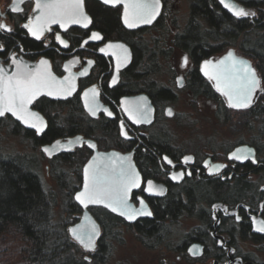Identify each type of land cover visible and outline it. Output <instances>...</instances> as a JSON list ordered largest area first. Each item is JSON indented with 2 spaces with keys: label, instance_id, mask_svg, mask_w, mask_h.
Wrapping results in <instances>:
<instances>
[{
  "label": "flooded vegetation",
  "instance_id": "1",
  "mask_svg": "<svg viewBox=\"0 0 264 264\" xmlns=\"http://www.w3.org/2000/svg\"><path fill=\"white\" fill-rule=\"evenodd\" d=\"M217 1L225 9L220 1ZM235 1L247 10L249 15L237 17L225 9L233 17L249 18L250 20L258 17V10L249 6L248 1ZM10 2L11 0H0V24L11 29V31L0 30V67H3L10 75L16 70L14 60L20 61L22 64L32 61L34 66L31 69L33 71L47 70L58 77L75 78V89L69 96L51 98L41 94L32 102L31 106L45 117L46 126L47 118L36 106L39 100L46 97L66 102L74 97L85 117L96 120L110 119L118 139L121 140L114 143L113 137L109 136L110 141H107V145L100 144L97 138L78 131L56 138L55 140L67 142V145L50 156L44 154L47 158L64 152L77 153L79 156L82 152L85 155L81 162L79 183L75 191L81 187L83 165L95 150L129 154L136 166L140 184V187L130 191L129 203L133 209L139 210L142 199L145 206L144 212L151 213V215L139 214L135 219L129 220L119 212H113L110 208L100 204H89L83 208L75 200L74 191L73 198L80 209L77 220L82 210L86 208L97 222L100 236L101 224L93 212V208L110 212L120 218L125 225L132 224L138 218L151 217L155 212L156 201L162 202V199L168 194L172 197L180 195L184 200L186 189H189V200L192 197L198 198L189 201V210L184 209L182 215H189V222L190 219H193L194 222L189 226V239L183 241L179 245L181 248H177V250H183L191 260L202 263L208 261V264H264V254H262L264 253V232L257 230L264 226V114L250 110L252 104L257 100H264V83L257 71L254 58L243 53L237 45H234L199 59L196 64L197 70L202 80L215 94L213 97L194 93L193 82L189 80V73L194 64L191 62V67L187 65L188 63L184 64L185 57H187V62L189 61L190 56L187 52L176 69L174 66L170 71L167 70L166 78H156V75L161 71L164 72L159 56L152 71L153 78L147 83L144 80H138L135 85H132L131 80L123 75V71L133 57L130 44L124 39L107 37L94 27L92 16L86 7V0H84V7L90 16L86 23L87 27L70 25L62 29L59 23L54 25L48 23L43 25L42 34L38 32L39 38L33 36L28 28L23 27L25 24H30L33 29H40V24L37 21L39 9L33 7V1L24 0L15 8L8 6ZM162 5L164 7V0H162ZM111 7L118 8L121 22V6ZM261 11L264 13V8ZM16 22L29 38L41 41L40 49H28L16 37L12 43H8L10 39H13L12 32ZM155 22L156 20L149 25L136 28L123 27L136 30L151 26ZM92 33H98L100 39H91ZM57 36L60 37V40L56 39ZM61 40L64 43H61ZM109 40H121L127 43L131 49L129 63L120 68L117 73L115 72L114 53L102 47ZM229 48H233L237 55L247 57L259 76L260 87L256 89L251 104L246 108L230 107L227 98L217 90L213 80L204 75L201 69V62L204 59H216ZM42 60L47 61L48 65L41 64ZM81 73L84 74L81 75ZM114 77L115 83H113ZM92 89H95V93L91 91ZM182 91H186L191 97L202 96L207 100H212L215 103V116L222 122H231L235 118L234 126H230V128L238 133L235 136L237 138L233 142L208 143L196 149L186 147L185 142L188 140L182 139L179 142L174 135V128L168 126L166 121L177 118L178 112L174 109V103L178 101L179 92ZM86 92L87 96H85ZM139 93H145L153 107L152 118L148 121H146L144 109H142V115L136 111L137 107L131 110L124 100L126 96ZM84 101L91 102L89 108H95V115L84 107ZM169 110H171V115H169ZM108 112H111L112 115L109 116ZM3 116L14 119L8 113ZM180 119L183 118L176 119L177 126L181 125ZM17 122L24 127L19 121ZM27 129L33 130L37 134L42 132H38L35 128ZM71 138H73L72 141H70ZM208 141L210 142V140ZM41 146L40 149L43 151ZM233 153L241 156L242 159H235L232 157ZM245 156L246 159L243 158ZM165 157L172 163L168 164ZM185 157L192 159L185 163ZM218 165H223V167L217 169ZM180 173L183 175H179ZM173 174H177L176 179L172 178ZM148 181H152L151 191L146 190L149 188ZM200 189L201 192H197L195 195L194 190ZM208 189L215 193L214 198L211 200L200 199L206 196ZM176 220L178 218L174 221ZM96 241L92 249H95ZM247 242L248 246H244L243 243Z\"/></svg>",
  "mask_w": 264,
  "mask_h": 264
},
{
  "label": "trees",
  "instance_id": "2",
  "mask_svg": "<svg viewBox=\"0 0 264 264\" xmlns=\"http://www.w3.org/2000/svg\"><path fill=\"white\" fill-rule=\"evenodd\" d=\"M239 1H248L249 6L258 10V17L254 20L235 18L217 0H188L186 22L174 33L172 41L187 52L194 62L189 80L193 82L195 94L209 97L215 95L197 70L199 59L234 45L254 58L264 83V13L261 11L264 0ZM86 7L94 27L107 37L124 39L130 44L133 57L123 71L124 77L131 80L132 85L138 80L149 82L153 78L154 64L166 51L162 47L164 41L159 42L158 38L150 40L144 35L151 29L162 27L166 0L156 22L136 30L123 27L117 7L104 5L98 0H86ZM12 35L13 39L8 43H12L16 37L28 49L37 50L42 47L41 41L29 38L23 28L18 26V22ZM36 106L47 118V126L40 134L22 127L9 116L0 117V137L4 129L18 135L29 147L24 152H17L6 150L0 144V264L101 263L108 256L109 240L117 238L115 227L123 223L122 220L104 209H92L101 224V234L95 249L91 250L92 254L87 258L85 252L88 250L75 241L68 231V226L77 220L80 211L73 193L79 183L80 166L85 155L82 152L80 156L64 152L46 158L40 146L78 131L97 138L100 144L107 145L110 137H113L114 143L121 140L110 119L85 117L74 97L66 102L44 97ZM250 110L264 114V100H257ZM43 159L52 169L51 175L57 184L55 188L50 187L43 178ZM72 161L75 162L74 182L66 176L63 168L64 164ZM201 189L194 190V194L197 195ZM214 196L215 193L208 189L206 196L200 199L211 200ZM196 198L189 200V189H186L184 200L180 195L172 197L168 194L162 202H155V212L151 217L138 218L126 226L134 231L137 239L146 247L165 243L170 249H180L179 243H171L170 224L182 216L184 209L189 210V201ZM188 239L189 232L184 234L180 242Z\"/></svg>",
  "mask_w": 264,
  "mask_h": 264
},
{
  "label": "snow or ice",
  "instance_id": "3",
  "mask_svg": "<svg viewBox=\"0 0 264 264\" xmlns=\"http://www.w3.org/2000/svg\"><path fill=\"white\" fill-rule=\"evenodd\" d=\"M15 2L16 0H14V4ZM104 2L115 4L121 3L122 0H104ZM221 3H224V0H221ZM225 6L228 7V5ZM36 7L41 10V15L37 17L40 29H33L30 27V24H25L23 27L28 28L29 32L37 38H39L38 32L42 34L44 24L59 23L63 27L68 22L80 23L81 21L88 20V17L83 12V0H37ZM159 8L160 0H126L124 2V22L130 28L135 27L137 22L151 23L158 14ZM233 8L234 15L237 17L249 15V12L243 8H235V6ZM84 26L87 27V24ZM0 30L11 31L4 24H0ZM56 39L60 40V37L57 36ZM91 39L97 40L100 39V36L98 33H92ZM60 42L64 43L62 40ZM107 47L112 48L113 45L109 44ZM101 51H104V49H101ZM229 60L231 63H226ZM13 63L16 65V70L10 75L3 67H0V116H3L6 112H10L25 123L33 119L38 120L39 117L36 113L29 110L28 105L32 103L33 99L42 89L50 88L53 84L57 83L55 77L47 70L33 71L20 61L14 60ZM40 63L46 65L47 61L42 60ZM210 63V61L204 62L205 65ZM184 64H187V57L184 58ZM83 74L81 73V75ZM205 75L216 81L217 90L227 97L230 107H248L252 102L253 93L260 87V80L255 70L247 61L234 58V54L231 51L224 60L219 62L215 75H210L207 71H205ZM59 83L66 85L63 90L71 94L74 85L70 83L68 78ZM113 83H115V77L113 78ZM91 91L95 93V89ZM49 94L51 95V92ZM87 95L88 93L86 92L85 96ZM94 99L95 97L93 96ZM90 111L93 115L96 114L95 108H90ZM136 111L143 115V111L139 107H137ZM108 115L110 116L112 113L108 112ZM169 115H171V110H169ZM31 127L37 128V131L43 130L42 128H38L36 123H32ZM91 146L95 147L94 145ZM45 151H48V149H45ZM232 157L237 160L242 159L236 153H233ZM243 158L246 159L247 157ZM164 159L168 164L172 163L167 157ZM191 159V157H185L184 162L187 163ZM205 164L207 165V162ZM220 167H223V165L216 166L217 169ZM179 175L182 176L183 173ZM172 178L176 179L177 174H173ZM84 179V190L76 196V199L81 204L87 206V203L107 202L106 206L110 207L113 212L120 209L119 214L126 216L129 220L135 219L139 214L151 215L150 212H144L145 206L142 199L140 200L141 208L139 210L132 209L129 203L130 191L133 188L140 187L139 176L131 165L125 167L121 164L119 171L109 176L101 173L99 166L93 167L90 163L85 168ZM148 185L149 188L146 190L151 191L152 181H148ZM237 219H239V216H237ZM257 230L264 232V226ZM69 231L86 249L93 247V241L97 235L94 226L90 229L78 227Z\"/></svg>",
  "mask_w": 264,
  "mask_h": 264
},
{
  "label": "rangeland",
  "instance_id": "4",
  "mask_svg": "<svg viewBox=\"0 0 264 264\" xmlns=\"http://www.w3.org/2000/svg\"><path fill=\"white\" fill-rule=\"evenodd\" d=\"M187 15L188 0H166V7L162 17V27L159 29H151L149 33L144 35L150 40L158 38L159 42L161 40L165 42L162 47L166 53L161 54V58L159 59L164 72L161 71V73L156 75L158 79L166 78L165 73H167V70L170 71L174 66L176 69V66L180 65L182 57L186 55L185 51L175 45L172 40L174 33L184 26ZM191 62L194 64L193 60L189 57V61L187 62L189 67L192 65ZM170 65L172 66L169 67ZM174 109L178 112L177 118L167 120L166 122L168 126L174 128V135L179 142L182 139L188 140L185 142L188 148L196 149L208 143L233 142L237 138L235 136L238 133L233 128H230V126H234L235 118L227 123L218 119L215 116V103L212 100H207L202 96L191 97L186 91H182L179 92L178 101L174 103ZM179 117L183 119L179 120L181 125L177 126L176 119ZM1 136L0 144L6 150L24 152L29 148L27 143L21 141L16 134L2 129ZM242 136L244 137V135ZM45 157L47 158L46 155ZM48 165L49 163H47L46 159H43L41 172L47 184L55 188L57 185L56 180L52 177V169L50 170L51 167ZM74 166V161L63 166L67 174L66 176L73 180L72 182L75 181L76 176ZM193 222V219H190L189 222V215H182L170 225L173 242L171 243L173 245L177 243L181 245L182 242H180V239L189 231V226ZM115 229L117 230V238L109 240L110 249L106 260L97 264H208V261L202 263L191 260L183 250L170 249L165 243L151 248L146 247L137 239L134 231L125 224L121 223ZM97 242L98 239L96 245ZM248 244V242L243 243L244 246H248ZM91 252V250H88L85 254L90 257Z\"/></svg>",
  "mask_w": 264,
  "mask_h": 264
},
{
  "label": "water",
  "instance_id": "5",
  "mask_svg": "<svg viewBox=\"0 0 264 264\" xmlns=\"http://www.w3.org/2000/svg\"><path fill=\"white\" fill-rule=\"evenodd\" d=\"M22 1H24V0H16V2L14 4V0H11L10 4L8 6L12 7V8H15L16 5H19ZM32 1H33V7L36 9L37 8L36 7L37 0H32ZM98 1H100L103 4L110 5V6H121V14H120L121 22H122L124 27L130 28L124 22V2H126V0H122L121 3H115V4H113V3H105L104 0H98ZM219 1L221 3V0H219ZM221 4L223 5V7L225 9L229 10L232 13H234L233 6H235V8H243L235 0H224V3H221ZM225 5H228V7H226ZM162 7H163L162 0H160L159 12L155 16V18L152 20V22H154L159 17ZM83 12L88 17L87 21H81L80 23L68 22L61 28L65 29V28H67L70 25L81 26V25H85L89 21L90 16L85 10L84 0H83ZM40 15H41V10L39 9V16ZM151 23L145 24V23L137 22V25L135 27H131V28L145 26V25H149ZM50 24L54 25L52 23H49V25ZM109 44L113 45V47L112 48L107 47ZM117 46H120V47H117ZM102 47H104L106 49H109V50H111L114 53V57H115V72L116 73H117V71L120 68H123L124 66H126L129 63V61L131 59V49H130V47H129V45L127 43H125V42H123L121 40H109ZM230 51L234 54V58L247 61L250 64V66L255 70V68L251 64V61L247 57H244V56H241V55H237L233 48H229L226 52H224L218 58H216V59L208 58V59H204L201 62V69H202V72L204 73V75H205V71H207L210 75H215V73L217 71V68L219 66V62L224 60V58L227 56V54ZM205 61H210L211 63L208 64V65H205L204 64ZM226 63H231V61L230 60L226 61ZM33 64L34 63L32 61H29V62L27 61V63L24 64V65H27L29 68H31L32 66H34ZM47 65H48V63H47ZM255 72H256V70H255ZM50 73H51V75L53 77H55V80H56L57 83L53 84L50 88L42 89L40 91V93L35 98H37L41 94H44V95H46L48 97H51V98H64L66 96H69L70 94H68V92L63 90L66 87V85L59 83L61 81H64L65 78H67V77H65V76L58 77L57 75L53 74L51 71H50ZM256 74H257V72H256ZM206 76H208V75H206ZM258 78H259V76H258ZM212 80H213L214 85L216 87V81L214 79H212ZM69 81H70V83L72 85H74V87H73V89L71 91V93H72L73 90L75 89V78L69 79ZM49 92H51V95L49 94ZM254 93H253V96H254ZM253 96H252V98H253ZM34 99H33V101H34ZM124 100L126 101L125 103H127L129 105V108L131 110L135 109L136 107H139L140 109H144L145 110V114H146V121H148V120H150L152 118L153 107H152V104L150 102L149 97L145 93H139V94H136V95L126 96V98H124ZM227 101H228V99H227ZM90 103L91 102L84 101V103H83L84 107L86 109L90 110V108H89L90 107ZM31 104L28 105V108H29V110L31 112H34V113L37 114V116L39 117L38 120L37 119H33V120H30L28 123H25L24 121L18 119L16 116L12 115L10 112H6V113L12 115L13 118L15 120L19 121L24 127L33 128V127H31V124L32 123H36L38 128H42L44 130L45 127H46L45 117L37 109L33 108L31 106ZM228 104H229V101H228ZM35 129H37V128H35ZM38 132H41V131H38ZM72 139L73 138H71L70 141H72ZM57 142H59V143H57ZM66 145H67V142H65V141L55 140V141H53L51 143H47V144L42 145L41 148L43 149V152L47 156H50L52 153L58 152L59 150L63 149ZM45 149H48V151H45ZM237 150H238V148H237ZM113 153H115V154H113ZM125 158H127V159H125ZM90 163L93 165V167L99 166L100 172L103 173V174H107L109 176L113 175L114 172H118L119 169H120L121 164H123L125 167H127L128 165H131L132 168L135 170L136 174H138L136 166L134 165V163H133L132 159L130 158L129 154H121V153L113 152V151H97V150H95L93 155L83 165L81 187H80V189H78L74 193L75 200L83 208L85 207V205L81 204L80 201H78L76 199V196H77L78 193H80V192H82L84 190V183H85L84 172H85V168L88 167ZM106 203L107 202L95 203V204H100V205L106 206ZM89 204H92V203H87V205H89ZM107 208H110V207H107ZM117 212L120 213V209H118ZM93 226L96 228V231H97V235L95 236L94 241H93V246H94V242L96 241V239L99 236V226H98L97 222L95 221V219L90 214V212L86 208L82 210L79 219L76 222H74V223H72V224H70L68 226V231L70 229H74V228H78V227L82 228V229H90ZM69 233H70L71 237L75 241H77L85 250H91L93 248L92 247L91 249H86L84 247V245L81 244L72 235V233L70 231H69ZM86 257L89 258L88 256H86Z\"/></svg>",
  "mask_w": 264,
  "mask_h": 264
}]
</instances>
